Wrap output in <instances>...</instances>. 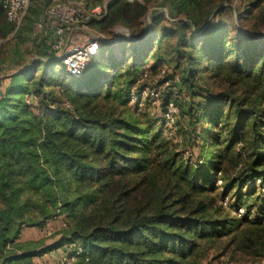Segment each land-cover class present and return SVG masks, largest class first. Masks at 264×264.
<instances>
[{"label": "trees", "instance_id": "trees-1", "mask_svg": "<svg viewBox=\"0 0 264 264\" xmlns=\"http://www.w3.org/2000/svg\"><path fill=\"white\" fill-rule=\"evenodd\" d=\"M230 1H113L94 26L125 28L127 54L103 45L54 92L43 76L55 63L47 39L30 45L45 5L32 0L13 37L0 6V77L32 52L43 72L0 79V88L10 81L0 90V264H36L59 248L82 249L71 264H211L225 240L264 253V0L237 13L239 27ZM149 87L164 113L177 107L186 145H172L144 111ZM257 184L247 206L243 190ZM230 196L235 207L222 203ZM58 218L55 245L19 241Z\"/></svg>", "mask_w": 264, "mask_h": 264}, {"label": "built area", "instance_id": "built-area-1", "mask_svg": "<svg viewBox=\"0 0 264 264\" xmlns=\"http://www.w3.org/2000/svg\"><path fill=\"white\" fill-rule=\"evenodd\" d=\"M45 6L43 18L35 23L31 36V47L43 41L49 43L55 63H60L68 75L80 79L89 65L99 57L103 45H112L118 39L100 33L94 23L102 21L108 15L109 5L113 0H40ZM129 4L139 0H123ZM32 0H0L8 21L14 25L15 35L25 19ZM122 32V31H121ZM127 34V32H126ZM36 59V58H35ZM168 84H165L167 87ZM136 89L132 91L133 103L136 101ZM158 89L149 87L142 90V99H148L153 106L160 101ZM30 104V101L28 102ZM179 116L177 107L170 103L165 113L167 124H174ZM244 211L239 210L241 217ZM82 249L66 251L59 264H71L82 253Z\"/></svg>", "mask_w": 264, "mask_h": 264}, {"label": "rangeland", "instance_id": "rangeland-1", "mask_svg": "<svg viewBox=\"0 0 264 264\" xmlns=\"http://www.w3.org/2000/svg\"><path fill=\"white\" fill-rule=\"evenodd\" d=\"M115 1V0H113ZM112 1V2H113ZM104 2V0H96L94 1V3H102ZM111 2V3H112ZM251 0H232L230 2H228L227 4L225 3L224 5H228L229 3H231V6L234 10L233 14H229V17L231 18V21L234 23L235 26L239 27V26H245V22H241L239 20V18H237V13L243 14L246 10L249 9V5H250ZM110 3V4H111ZM41 17V16H40ZM39 17V18H40ZM148 23V21H147ZM34 28V26H33ZM122 31V32H121ZM127 32V34H126ZM118 35V40L115 41V43H113L112 45L109 44V46L107 48H105V52H107V54H114L117 58H121V57H125V54L127 50V48L130 46L127 43V40H131V37H129V33L128 31L123 28V27H117L116 29H114L111 32H107V35L109 36V38L113 39L115 35ZM14 35H12L13 37ZM6 41H0V44H4ZM135 42V41H134ZM28 43V47H29ZM107 49V50H106ZM36 57H34V53L32 52L29 60L30 62L28 64H25L26 66L24 68L19 69V71H14L12 74H8V75H17V74H29V75H35V76H41L43 75L42 69H41V63L38 64L36 62H34L36 59ZM44 65V64H43ZM21 71V73H20ZM8 75H2L0 77V79L5 78V77H9ZM44 80L48 81L50 79V87L48 89V92H54L57 88L55 87V85L57 84H61V85H65V84H70L72 82V80L70 79L68 73L62 68V65L60 63H54L52 65L51 68L47 69V73H45L44 75ZM205 79L207 77V75L204 76ZM40 78V77H38ZM208 78V77H207ZM206 82V81H205ZM208 84L210 85V87H212V89H215L216 86L213 84L212 81H210L209 79L207 80ZM206 82V83H207ZM10 85V81L7 79H3V84L0 88L1 92L5 93V90L9 87ZM162 91V90H161ZM144 111L147 113V115L151 118L155 120V128L160 130L162 132V135L165 137V139H167L169 142H171L172 145L178 146L180 147V145H186L187 141L184 142V137L186 135V129L185 126L186 124L184 123V121H178L175 125L174 124H167V127L162 126L160 123V121H162L161 119L165 116L163 109L159 108V106H151L149 107H145L143 108ZM165 118V117H164ZM178 117H176L175 122L177 121ZM186 143V144H185ZM184 148V146H183ZM188 157V156H187ZM220 186V183L218 184ZM260 185L257 184V186H248L246 189L243 190V193L246 195L245 196V201H246V205H253L254 203V198L253 196H250V192L253 191V188H255L256 195H258L260 193V189L258 188ZM222 191L219 190L218 193H221ZM225 206L226 205H232V207H235V200L232 196H230L229 198L225 199L222 202ZM234 205V206H233ZM231 212H234L232 209H230ZM245 211V210H242ZM235 213V212H234ZM62 227H64L63 222L60 218L58 219H54L52 221H50L45 228L43 229H38V228H33L36 229L38 236L40 238V240L46 239V246L49 248L52 245H55V243L58 241V238H53L49 236H51V234H54L55 232L59 231L60 229H62ZM25 229H29V228H25ZM24 229V230H25ZM23 230V231H24ZM23 233V232H22ZM21 233V235H22ZM37 240V241H40ZM20 242H37V241H23L21 240V236L19 238ZM229 241L225 240L224 242H222V244L220 246H217L218 248L210 250L208 257L205 259V263H211V264H264V253L263 251L261 252L259 249H253V250H244L240 251L238 250L235 245H229L228 244ZM53 252V251H52ZM61 254H62V250H61ZM62 256V255H61ZM40 257H37L34 261L36 264H44L45 262L42 263H37ZM38 260V261H37Z\"/></svg>", "mask_w": 264, "mask_h": 264}, {"label": "crops", "instance_id": "crops-1", "mask_svg": "<svg viewBox=\"0 0 264 264\" xmlns=\"http://www.w3.org/2000/svg\"><path fill=\"white\" fill-rule=\"evenodd\" d=\"M38 236V233L36 229L29 228L25 229L21 235V240L23 241H37L40 240ZM61 249L59 248L58 250H55L42 258H39L37 263H42L45 262L44 264H59L60 263V258H61Z\"/></svg>", "mask_w": 264, "mask_h": 264}, {"label": "water", "instance_id": "water-1", "mask_svg": "<svg viewBox=\"0 0 264 264\" xmlns=\"http://www.w3.org/2000/svg\"><path fill=\"white\" fill-rule=\"evenodd\" d=\"M118 40V39H117Z\"/></svg>", "mask_w": 264, "mask_h": 264}]
</instances>
